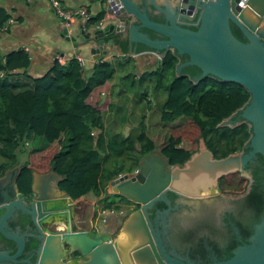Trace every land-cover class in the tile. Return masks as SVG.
<instances>
[{
	"label": "water",
	"instance_id": "water-1",
	"mask_svg": "<svg viewBox=\"0 0 264 264\" xmlns=\"http://www.w3.org/2000/svg\"><path fill=\"white\" fill-rule=\"evenodd\" d=\"M104 8L113 15L109 23L83 31L78 38L97 60L105 59L113 48L123 51L127 44L130 53L124 54V59L155 54L163 60L171 52L179 59L186 58L178 63L177 76H187L185 69L193 67L200 70V76L192 79L196 84L211 77L244 86L251 95L249 102L219 127L237 128L246 123L251 138L241 152L221 159L215 158L201 139L199 150L184 165L172 166L156 150L141 160L136 172L112 181L109 195L123 196L141 206L123 223L125 240L78 229L77 200L61 189L65 179L54 171H35L31 193L21 192L19 164L0 177V211H5L0 216V231L18 244L19 252L14 256L0 253V261H16L30 237L8 232L9 219L20 210L31 217L39 233L32 236L39 242L33 264H198L168 251L166 219L161 231V218L155 227L148 211L158 202L171 207L169 193L192 199L217 196L221 194L220 179L236 172L252 179L250 163L259 155L264 158V0H111L108 7L104 0ZM234 28L245 40L235 35ZM65 34L69 36L68 29ZM68 40L78 46L77 38L70 36ZM170 212L171 208L164 215ZM51 223L65 226L54 232L47 227ZM75 253L84 259H76ZM232 254L211 264H264V216L254 225L249 241Z\"/></svg>",
	"mask_w": 264,
	"mask_h": 264
},
{
	"label": "trees",
	"instance_id": "trees-1",
	"mask_svg": "<svg viewBox=\"0 0 264 264\" xmlns=\"http://www.w3.org/2000/svg\"><path fill=\"white\" fill-rule=\"evenodd\" d=\"M9 19L5 10L0 9V31ZM94 23L97 21L92 19L90 24ZM234 33L243 38L237 28ZM124 52L130 53L127 44ZM184 59L169 52L160 67L148 75L155 79V85L150 86L154 93L166 96L159 107L161 122L175 125L184 121L171 130L160 152L172 166L184 165L199 150L201 139L218 159L241 152L251 138L250 126L219 125L249 102L250 93L240 84L211 77L196 84L192 79L200 70L193 67L185 69L187 76H177L176 67ZM30 66L25 50L8 55H2L0 50V177L22 164L18 186L21 192L29 194L35 171H54L65 179L60 187L74 200L92 194L101 197L105 210L120 211L122 205L115 204L117 198L131 202L120 195L110 196L108 186L120 175L137 171L141 160L159 149L149 136L145 120L128 137L114 135L108 139L104 119L114 109L107 100L116 75L113 63L105 60L96 65L88 77L85 66L76 58L68 65L56 61L39 78L29 74ZM24 77L30 78L34 87L16 92L12 80ZM33 137L44 139L45 145L27 150ZM22 153L27 154L26 158H21ZM260 159L264 167V158ZM127 160L134 162V169H125ZM254 180L252 183L241 172L232 173L220 179L219 189L223 194L240 195L252 186L251 201L264 207V168L255 172Z\"/></svg>",
	"mask_w": 264,
	"mask_h": 264
},
{
	"label": "crops",
	"instance_id": "crops-1",
	"mask_svg": "<svg viewBox=\"0 0 264 264\" xmlns=\"http://www.w3.org/2000/svg\"><path fill=\"white\" fill-rule=\"evenodd\" d=\"M61 1L63 5L68 8L86 7L93 14V19L97 21V23L100 20H105V23L108 24L109 22H107V20L113 17L106 12L104 0L101 2L96 0ZM0 9L5 10L10 17L9 20L15 21L8 30L0 31L1 53L2 55H8L18 50H25L30 56L31 66L29 68V74L32 77L39 78L44 76L58 60L68 65L70 61L77 58L78 55L84 60L85 76H90L93 68L98 65L97 59L95 55L91 53L90 47L78 39L83 33L84 20L75 21L68 29V36L65 34L66 28L64 27V22L55 14L49 0H0ZM97 23L91 25L89 21L87 23L88 30H93L92 26ZM70 36L77 38L76 43H78V46H75L74 41L68 40ZM112 51L113 53L105 56V60L111 61L112 63L116 62L115 66L113 65L116 75L112 80L113 94L111 95L112 100L115 101L116 104H112L114 106L113 111H110V113H107L105 116V127L106 124L107 127L113 124L116 125H114V131H110L106 127V132L110 134L111 137L114 135L128 137L133 133L134 129L139 127L141 122L134 128L132 107L128 108L127 106L121 105V100H124L122 96L125 90L121 91L119 89L125 85V81H130V90L126 92L131 95V99L128 100L130 102L128 103L132 105L135 104L136 109H139L143 105V101L147 100L148 103V99L144 97L143 93L145 91L148 93L152 91L154 93V89L150 86L155 85V79L148 75H151L160 67L162 60L155 54H140L137 57L129 56V58L124 59V50L117 52L118 50L113 48ZM118 69L122 72L121 74L118 73ZM12 81L15 85L14 89L16 92H24L34 87V82L28 77L14 78ZM133 94H135L134 97ZM136 95H138V97L135 100ZM125 107H127V109H125ZM149 107H151V105H149ZM149 107H147V109H150ZM125 111H127V113H125ZM144 113L143 108V111L138 115H142L140 120H145L150 136L149 118L147 114ZM128 117H131V120ZM32 140H35L36 143H34V146L36 147L45 145L44 139L33 137ZM32 140L27 143L30 147L33 142ZM27 150L29 149L27 148ZM82 199H84V197L78 199L77 202Z\"/></svg>",
	"mask_w": 264,
	"mask_h": 264
},
{
	"label": "flooded vegetation",
	"instance_id": "flooded-vegetation-1",
	"mask_svg": "<svg viewBox=\"0 0 264 264\" xmlns=\"http://www.w3.org/2000/svg\"><path fill=\"white\" fill-rule=\"evenodd\" d=\"M157 20L160 21L159 18ZM199 76L200 73L195 74L193 78ZM263 168L259 155L248 167L252 176V179H249L253 180L252 183H255V172L257 174L258 169ZM251 190L252 186L247 193L236 195L223 194L219 189L221 194L203 199H192L169 193L168 200L171 202V207L166 202H158L148 211V214L155 227L158 226L155 223L157 218H161L162 224H159L161 231L164 230L163 219H166L168 229L166 240L169 252L175 251L182 258H190L198 264H211L229 259L230 254L237 247L247 243L257 220L260 221L264 216L263 205L251 201L253 200L250 198ZM24 203L31 204L32 201L25 200ZM140 207L138 205L134 211ZM170 208V214L164 215V212ZM94 209L95 213L91 222H94L97 207ZM3 213L5 211H0V216ZM80 214L86 216L81 211ZM47 227L54 232L62 230L57 223H51ZM83 230L99 232L95 229L83 228ZM8 232L30 237L26 238L23 254L16 261L4 259L0 261V264H29L27 260L33 264L37 260L39 242L32 236H38L39 233L31 217L20 210H15L13 217L8 221ZM18 252V244L5 237L0 231V253L14 256ZM73 256L79 260L84 259L78 253Z\"/></svg>",
	"mask_w": 264,
	"mask_h": 264
},
{
	"label": "rangeland",
	"instance_id": "rangeland-1",
	"mask_svg": "<svg viewBox=\"0 0 264 264\" xmlns=\"http://www.w3.org/2000/svg\"><path fill=\"white\" fill-rule=\"evenodd\" d=\"M115 63L116 62L113 63L114 66H115ZM118 73L121 74L122 72L119 71V69H118ZM118 73H117V75H118ZM130 84H131L130 81H125V85L122 86L121 89H119L121 91L125 90L122 98L126 101L121 100V103H122L121 105L127 106L128 108L132 107V115L134 116L133 117L134 128H136L138 126L139 122H141L140 118L142 115L141 114L138 115V114L140 112H142L143 108H144V112H145L144 114H147V117L149 118L150 137L155 141V143L157 144L158 149L160 151L162 145H164L165 141L169 138V134H170L172 128L175 129L177 127L182 126L184 124V121L180 120L175 125L163 124L161 122V112L159 110V107H160L161 102L165 99L166 96L161 95V94H154L152 91H150L148 93V95H147L146 91L143 93L144 96L147 95L148 103H147V100H145V101H143V105L139 109H136L135 104L132 105V104L128 103V102H130L128 100L131 99V97H130L131 95L129 93H126V92H128L130 90L129 89ZM112 89L113 88L111 87V90L109 92H107L110 94V99L107 98L108 106L110 104H113V103L116 104V102L113 101L111 98V95L113 94ZM134 95L135 94H133V97H134ZM135 97H136L135 98V100H136L138 95H136ZM137 104H140V103H137ZM148 104L151 105V107H149ZM127 107H125V109H127ZM147 107H149L150 109H147ZM107 113H110V111H108ZM125 113H127V111H125ZM128 118L131 120V117H128ZM114 125L115 124L107 127V124H106V127L110 131H114ZM106 134H107L108 138L111 137V135L108 134L107 132H106ZM34 143H36L35 140L32 142L31 147H30V145H28L27 148L29 150L30 149L34 150L35 148H37L38 146L37 147L34 146ZM26 155H27L26 153H22L21 158L22 159L26 158ZM1 161L2 160H0V162ZM139 166H140V163H139ZM129 167L132 169L135 168L134 162L132 160L126 161L125 169L127 170ZM134 172H136V171H134ZM108 189H109V186H108ZM112 199H115V198H112ZM110 201H112V200L110 199ZM113 201H115V200H113ZM115 202H116L115 204L120 203L122 205V208L120 211L105 210L104 209L105 203H103V200H101V197L96 198L92 194L88 197H84V199H82V200H79L77 202L78 205L76 207L77 213L75 211V217H77V219H75V222L77 221L76 222L77 228L78 229H83V228L84 229H95L96 231L111 235L114 240H125V238L127 236H126V234L123 233V230H122L123 223L125 222L126 218L129 216V214L132 211H134V209H136L138 205H135L132 202L128 204V203L120 200L119 198H117ZM94 207H97V210H96L94 222H91L92 216L95 213ZM80 211H81V213L86 214V216H83L82 214H80ZM60 226L63 228L65 226V224H60Z\"/></svg>",
	"mask_w": 264,
	"mask_h": 264
},
{
	"label": "built area",
	"instance_id": "built-area-1",
	"mask_svg": "<svg viewBox=\"0 0 264 264\" xmlns=\"http://www.w3.org/2000/svg\"><path fill=\"white\" fill-rule=\"evenodd\" d=\"M55 14L64 22V27L66 29H69L73 23L77 20H84L83 24V31H94L100 28H103L107 24L105 23V20H100L97 24L93 25V30H88L87 23L93 19V14L86 8V7H78V8H68L67 6H64L61 0H49ZM111 0H105V6L108 7ZM109 15L113 16L111 13H108ZM113 17H110L107 22L112 19ZM14 20H9L3 30H8L12 24H14ZM106 24V25H105ZM81 65L85 66L84 60L81 56H77V58ZM105 59L97 60V63L100 64L104 62Z\"/></svg>",
	"mask_w": 264,
	"mask_h": 264
},
{
	"label": "bare ground",
	"instance_id": "bare-ground-1",
	"mask_svg": "<svg viewBox=\"0 0 264 264\" xmlns=\"http://www.w3.org/2000/svg\"><path fill=\"white\" fill-rule=\"evenodd\" d=\"M127 236V235H126Z\"/></svg>",
	"mask_w": 264,
	"mask_h": 264
}]
</instances>
